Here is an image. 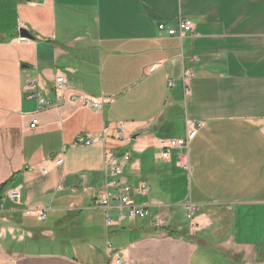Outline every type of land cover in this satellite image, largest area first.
Returning <instances> with one entry per match:
<instances>
[{"label":"crops","instance_id":"0c3cea01","mask_svg":"<svg viewBox=\"0 0 264 264\" xmlns=\"http://www.w3.org/2000/svg\"><path fill=\"white\" fill-rule=\"evenodd\" d=\"M198 122L189 171L160 158ZM124 154L149 214L107 225ZM0 204V264H264V0H0Z\"/></svg>","mask_w":264,"mask_h":264},{"label":"built area","instance_id":"2783aa9c","mask_svg":"<svg viewBox=\"0 0 264 264\" xmlns=\"http://www.w3.org/2000/svg\"><path fill=\"white\" fill-rule=\"evenodd\" d=\"M193 23L189 18L186 17H179L174 25H168L164 22H159L157 24V30L161 33H165L169 36H179L182 37L186 33L192 31ZM21 39H25L26 37H20ZM186 78V75L184 76V79ZM172 84V82H170ZM66 81L65 77L63 75H57L55 80V91L57 95H60L62 91L65 89ZM30 96L32 97L33 94L31 93ZM37 101H38V109L49 106L51 104L50 101L45 100L43 98H40L36 95ZM71 100L77 101L79 100L84 105H90L92 108L96 109L98 108V103L87 98V97H81L77 95H73L71 97ZM36 123V120H33V123L31 124V127L34 126ZM201 126V123L198 122L192 126H188L186 129V133L181 138H169V139H161L159 140L158 147L160 149L159 156L163 160H170L172 153L175 152V160L176 164L183 168L186 171H189V155H188V149H189V143L190 141L195 137L198 127ZM124 128L123 124L120 123L117 131L116 136L117 137H123ZM99 138L94 136H86L81 140V142L84 145H90L97 141ZM130 157L128 154H124L122 156V159L120 162L114 165V167L111 170V175L114 177L113 180L109 182V186L113 187L115 189V192L106 191L103 195H101L99 198L96 199L95 205L102 207V208H110L113 203H115V208L117 210V218L116 220L110 216L109 214L106 215V224L111 225L115 223V221H122L127 218H145L148 216V205L145 204H138L136 203L132 198L131 194L136 195H146L149 191V185L146 181L140 180L135 185L122 182L119 179V176L123 173L124 167L129 161ZM58 163L62 162V159L59 158L57 160ZM42 171H45L44 168H42ZM9 197L17 201L20 199V192L17 188L11 189L8 192ZM3 207V204H0V209ZM37 215L40 219L45 218V213L41 210L37 211ZM187 218H191V213L189 212L187 214ZM152 227H161L162 223L159 220H155L151 222ZM196 228L195 224L191 223L189 226L190 230H194ZM107 249L112 251V246L110 243H107ZM116 264H128L127 261L116 258L115 259Z\"/></svg>","mask_w":264,"mask_h":264},{"label":"water","instance_id":"95a60500","mask_svg":"<svg viewBox=\"0 0 264 264\" xmlns=\"http://www.w3.org/2000/svg\"><path fill=\"white\" fill-rule=\"evenodd\" d=\"M19 35L20 37H26V38H30V34L28 33V31L26 29H19Z\"/></svg>","mask_w":264,"mask_h":264},{"label":"rangeland","instance_id":"374dc122","mask_svg":"<svg viewBox=\"0 0 264 264\" xmlns=\"http://www.w3.org/2000/svg\"><path fill=\"white\" fill-rule=\"evenodd\" d=\"M179 217H180V218H183V217H184V214L180 213V214H179Z\"/></svg>","mask_w":264,"mask_h":264}]
</instances>
